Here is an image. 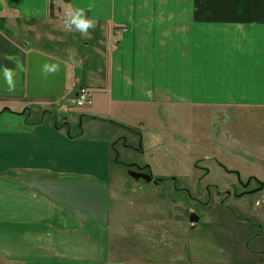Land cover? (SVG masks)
Here are the masks:
<instances>
[{"label":"crops","instance_id":"crops-1","mask_svg":"<svg viewBox=\"0 0 264 264\" xmlns=\"http://www.w3.org/2000/svg\"><path fill=\"white\" fill-rule=\"evenodd\" d=\"M66 12L91 23L80 25L90 38L75 62L38 43L37 25ZM81 88L93 107L78 109L80 122L99 126L72 135L71 112L59 109ZM163 103L260 126L264 0H0V260L167 264L166 255L112 261L109 251L119 144ZM36 113L52 125L31 122ZM224 255L168 264H226Z\"/></svg>","mask_w":264,"mask_h":264},{"label":"rangeland","instance_id":"rangeland-1","mask_svg":"<svg viewBox=\"0 0 264 264\" xmlns=\"http://www.w3.org/2000/svg\"><path fill=\"white\" fill-rule=\"evenodd\" d=\"M76 21L66 12L51 25H37L38 43L71 53L75 62L79 46L90 38ZM98 47L106 48L100 41ZM69 100L59 110L71 112L72 135L82 126L98 130L96 123L80 122V110ZM152 107L141 137L128 133V141L118 147L119 178L109 200L112 261L166 255L168 264L184 255L202 261L211 253H224L226 264L264 261V140L256 142L264 136V119L255 128L258 119H239L229 110H176L169 103ZM63 116L56 120L60 126ZM28 118L53 122L40 113Z\"/></svg>","mask_w":264,"mask_h":264},{"label":"built area","instance_id":"built-area-1","mask_svg":"<svg viewBox=\"0 0 264 264\" xmlns=\"http://www.w3.org/2000/svg\"><path fill=\"white\" fill-rule=\"evenodd\" d=\"M68 103L69 106L72 105L78 109L91 107L93 105V93L88 88H81Z\"/></svg>","mask_w":264,"mask_h":264},{"label":"water","instance_id":"water-1","mask_svg":"<svg viewBox=\"0 0 264 264\" xmlns=\"http://www.w3.org/2000/svg\"><path fill=\"white\" fill-rule=\"evenodd\" d=\"M130 175H131L132 177L136 178V179L144 178L145 180L150 181V178H148V177H144V176H142V175H138V174H135V173H131ZM198 221H199V219H198L197 217H192V218H191V222H192V223H198Z\"/></svg>","mask_w":264,"mask_h":264},{"label":"clouds","instance_id":"clouds-1","mask_svg":"<svg viewBox=\"0 0 264 264\" xmlns=\"http://www.w3.org/2000/svg\"><path fill=\"white\" fill-rule=\"evenodd\" d=\"M78 23L82 26V27H87L88 24H91L90 22H84L83 20L78 21Z\"/></svg>","mask_w":264,"mask_h":264},{"label":"trees","instance_id":"trees-1","mask_svg":"<svg viewBox=\"0 0 264 264\" xmlns=\"http://www.w3.org/2000/svg\"><path fill=\"white\" fill-rule=\"evenodd\" d=\"M49 9H50V10L52 9V4H51V3H50V5H49ZM50 15H52V13H51Z\"/></svg>","mask_w":264,"mask_h":264}]
</instances>
